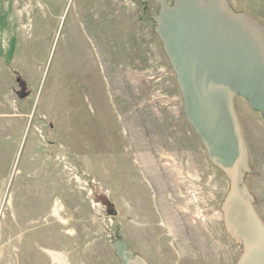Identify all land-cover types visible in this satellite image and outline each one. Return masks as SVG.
Returning a JSON list of instances; mask_svg holds the SVG:
<instances>
[{
  "label": "rangeland",
  "instance_id": "obj_1",
  "mask_svg": "<svg viewBox=\"0 0 264 264\" xmlns=\"http://www.w3.org/2000/svg\"><path fill=\"white\" fill-rule=\"evenodd\" d=\"M161 1L0 0V264H121L118 242L147 264L240 259L234 184L188 120ZM226 2L264 31V0ZM235 107L236 185L264 224V120Z\"/></svg>",
  "mask_w": 264,
  "mask_h": 264
},
{
  "label": "water",
  "instance_id": "obj_2",
  "mask_svg": "<svg viewBox=\"0 0 264 264\" xmlns=\"http://www.w3.org/2000/svg\"><path fill=\"white\" fill-rule=\"evenodd\" d=\"M163 0L158 20L184 93L188 120L215 163L237 183L249 171L248 149L235 100L264 120V31L235 14L226 0ZM234 183L226 227L243 248L236 264H264V224L252 196ZM121 264H147L118 242Z\"/></svg>",
  "mask_w": 264,
  "mask_h": 264
},
{
  "label": "bare ground",
  "instance_id": "obj_3",
  "mask_svg": "<svg viewBox=\"0 0 264 264\" xmlns=\"http://www.w3.org/2000/svg\"><path fill=\"white\" fill-rule=\"evenodd\" d=\"M204 1V3H208V1L207 0H203ZM229 176V180L231 181V183H237V181H236V179L234 178V177H231L230 175H228ZM56 261L58 260V257L55 259Z\"/></svg>",
  "mask_w": 264,
  "mask_h": 264
}]
</instances>
